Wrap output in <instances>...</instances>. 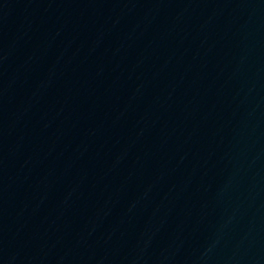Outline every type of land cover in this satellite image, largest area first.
<instances>
[{"label": "water", "instance_id": "1", "mask_svg": "<svg viewBox=\"0 0 264 264\" xmlns=\"http://www.w3.org/2000/svg\"><path fill=\"white\" fill-rule=\"evenodd\" d=\"M0 264H264V0H0Z\"/></svg>", "mask_w": 264, "mask_h": 264}]
</instances>
